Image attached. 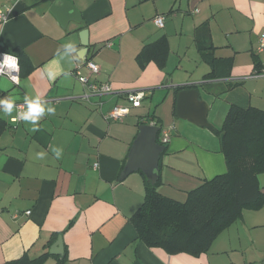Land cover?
<instances>
[{"label":"crops","instance_id":"crops-1","mask_svg":"<svg viewBox=\"0 0 264 264\" xmlns=\"http://www.w3.org/2000/svg\"><path fill=\"white\" fill-rule=\"evenodd\" d=\"M54 1L20 0L0 33V50L20 60L19 84L0 77V98L18 104L39 95L55 108L35 132L11 121L16 109L0 112V264L46 253L43 264H264V173L257 176L260 204L244 207L196 255L140 241L130 218L143 202L142 172L119 179L140 121L149 117L169 131L159 159L161 196L183 204L190 191L226 172L213 130L221 129L229 104L264 112V77H250L264 65V53L255 52L264 0H66L79 19L63 24L66 12H53ZM158 15L162 28L153 22ZM82 30L97 81L146 93L121 121L104 118L115 104L126 105L118 96L75 99L84 92L70 74L86 60ZM184 89L198 91L212 130L176 117ZM59 237L62 256L49 253Z\"/></svg>","mask_w":264,"mask_h":264},{"label":"trees","instance_id":"trees-1","mask_svg":"<svg viewBox=\"0 0 264 264\" xmlns=\"http://www.w3.org/2000/svg\"><path fill=\"white\" fill-rule=\"evenodd\" d=\"M218 78L210 75L207 80ZM152 121L157 126L153 117L141 119L140 124ZM213 132L219 138L226 172L190 191L185 203L161 196L157 191L160 178L151 183L140 173L144 198L130 222L147 247L196 255L206 251L216 235L240 217L244 207L260 204L257 176L264 173V112L230 103L221 129ZM47 258L46 253L17 262L43 264Z\"/></svg>","mask_w":264,"mask_h":264},{"label":"water","instance_id":"water-1","mask_svg":"<svg viewBox=\"0 0 264 264\" xmlns=\"http://www.w3.org/2000/svg\"><path fill=\"white\" fill-rule=\"evenodd\" d=\"M147 1V0H143ZM66 12V18H62V24L71 17L78 20V13L74 10L71 3L66 0H55L52 4V11L62 16L61 9ZM76 17V18H75ZM87 31L79 32V50L82 59L90 60L93 48L89 47ZM208 107L206 103L199 99L198 91L195 89H184L177 92L175 115L177 118L187 120L197 126L212 130L207 121ZM161 128L151 124H141L138 127L137 135L131 145L127 156L126 164L120 174L119 179H123L131 173L140 171L151 182L156 183L159 179V159L165 151V146L159 140ZM55 249V250H54ZM62 244L60 237L53 244L49 253L62 256Z\"/></svg>","mask_w":264,"mask_h":264},{"label":"built area","instance_id":"built-area-1","mask_svg":"<svg viewBox=\"0 0 264 264\" xmlns=\"http://www.w3.org/2000/svg\"><path fill=\"white\" fill-rule=\"evenodd\" d=\"M20 0H5V4L0 7V23H3V19H10L14 14V6ZM11 8L12 10L8 12L7 10ZM153 22L156 27L162 28L164 25V16L158 15L155 16ZM110 45V43H106ZM256 53H264V28L261 34L258 37L257 45L255 48ZM9 53L0 50V60L3 58V54ZM11 54V53H10ZM13 55V54H12ZM15 56V55H14ZM84 68L85 72L82 73ZM20 69L19 71H14L8 68H5L0 72V77H5L11 84L17 86L20 81ZM71 75L75 77L78 83L82 86L84 92L79 98H75L86 103H90V99L93 97L102 98L105 96H118L123 99L126 105L115 104L105 115L104 118L108 121H121L124 117L129 115L130 109L138 108L141 106L142 100L145 98L146 93L142 90H126V91H117L114 90L110 83L97 81L96 78L99 74V66L91 60H85L82 66L76 65L74 69L70 72ZM18 77V79H15ZM251 78H262L264 77V65L259 69H256L252 72ZM16 114L11 120L13 123H18L21 120L17 118V112L25 110L24 102L16 104ZM101 105V103L99 104ZM16 118V119H14ZM151 125H156L154 122H150ZM160 143L166 145L169 141V131L160 130ZM28 215L29 212H26Z\"/></svg>","mask_w":264,"mask_h":264},{"label":"clouds","instance_id":"clouds-1","mask_svg":"<svg viewBox=\"0 0 264 264\" xmlns=\"http://www.w3.org/2000/svg\"><path fill=\"white\" fill-rule=\"evenodd\" d=\"M12 9L9 8L7 11L10 12ZM8 19L4 18L3 23H0V33L3 31V24L7 23ZM66 49L70 53L76 52V47L72 43H68L65 45ZM5 68L19 71V62L18 57L10 54L5 53L3 54L2 60H0V72H2ZM65 75H68L65 73ZM15 79H18L16 77ZM17 107L15 101L11 97L0 98V112L4 115H11L13 110ZM24 107L25 110L17 112V118L22 121L28 122L32 125L29 129L32 132H35L39 129L38 121L41 117L45 116L46 114H54L55 108L49 106V102L43 99L41 96L37 95L35 97H24ZM16 119V118H14ZM46 154L44 152L37 153L38 158H44ZM56 158L59 159L62 155L61 150H55Z\"/></svg>","mask_w":264,"mask_h":264}]
</instances>
